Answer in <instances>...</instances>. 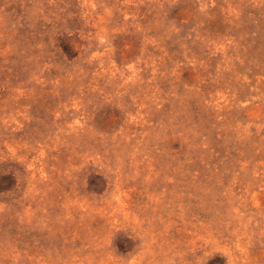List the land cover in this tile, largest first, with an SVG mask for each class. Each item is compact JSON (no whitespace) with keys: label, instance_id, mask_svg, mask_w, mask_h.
<instances>
[{"label":"rangeland","instance_id":"1","mask_svg":"<svg viewBox=\"0 0 264 264\" xmlns=\"http://www.w3.org/2000/svg\"><path fill=\"white\" fill-rule=\"evenodd\" d=\"M0 264H264V0H0Z\"/></svg>","mask_w":264,"mask_h":264}]
</instances>
